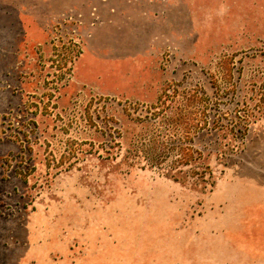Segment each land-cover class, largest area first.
I'll return each mask as SVG.
<instances>
[{"label": "rangeland", "instance_id": "1", "mask_svg": "<svg viewBox=\"0 0 264 264\" xmlns=\"http://www.w3.org/2000/svg\"><path fill=\"white\" fill-rule=\"evenodd\" d=\"M262 50L264 0H0V264H264V119L196 138L213 186L163 173L187 126L120 163L195 90L233 110Z\"/></svg>", "mask_w": 264, "mask_h": 264}, {"label": "trees", "instance_id": "2", "mask_svg": "<svg viewBox=\"0 0 264 264\" xmlns=\"http://www.w3.org/2000/svg\"><path fill=\"white\" fill-rule=\"evenodd\" d=\"M253 59L254 64L252 66L254 69L249 81L243 84L245 68L242 66L240 68V84H236L234 87L235 91L228 90L227 88L225 90L218 89V93H216L220 99L227 97V91L231 93L230 96L235 97V108L233 110H223L220 107V101L214 102L202 91L201 93L199 90H195L186 99L193 108L188 112V117L181 121H184L185 125L181 122L177 123V121L174 122V120L167 119L166 128L159 131L156 129L158 133L156 136L149 137L150 133H148V137H136L126 150L127 153L122 157L120 161L121 165L129 169H160L159 166L166 159L165 155L161 154L163 150L170 152L174 149H184L185 142L171 141L170 147L168 144L171 137H174V135L178 136L175 128H180L181 130L183 126H187L189 127L187 134H192V138L189 139L191 140L192 147L188 150L189 154L183 155L179 164L188 167L184 170L181 169L179 173L174 172V169H170L167 172L163 171V173L166 177L174 178L176 181H193L195 184L203 183L213 186L214 182L210 181L213 179V176L209 166L206 168L201 166L204 153L195 148L194 144L197 137L211 133H218V135L227 133L226 136L228 137L229 133H231L233 137H241L243 140L249 132L250 127L259 120L264 119V50L259 55L253 57ZM233 70H229V76L231 77ZM179 134L185 133L179 132ZM224 146L226 147L227 144H224ZM232 146L235 147L236 145ZM102 150L105 152L107 159L117 160L120 156L117 153H110L113 150L112 146H103ZM81 153H84V151L82 150ZM183 158H186V161ZM195 170L205 172V176L201 175L197 177L198 173L195 174ZM208 174L210 175L209 180L206 178Z\"/></svg>", "mask_w": 264, "mask_h": 264}]
</instances>
